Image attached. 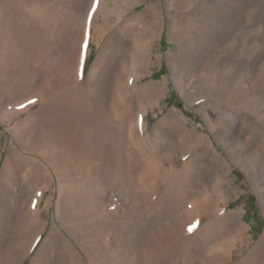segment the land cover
I'll list each match as a JSON object with an SVG mask.
<instances>
[{"label":"rangeland","instance_id":"obj_1","mask_svg":"<svg viewBox=\"0 0 264 264\" xmlns=\"http://www.w3.org/2000/svg\"><path fill=\"white\" fill-rule=\"evenodd\" d=\"M152 1L155 0H145L136 9L131 11L129 16L144 10L147 4ZM103 3L105 4L104 12L95 14L96 0H0V196L3 193L2 190L7 189L5 191L8 193L10 189L12 191L15 189V192L13 191L14 197L12 196L13 204L15 205L16 196H19V193L23 190L24 196L21 199V207L24 209L22 205L25 206V200L29 195L33 191L35 194L41 191L40 212H42L41 219L43 218V223L39 222V225L41 223L42 225H38L37 229L36 226H33V230L35 233H38L43 224L46 227V230L38 238V240L40 239L39 242H36L37 245L35 244L36 248L34 249L33 247L34 250L30 253L31 255L25 259L22 257L20 259L16 258V261L14 256L9 259V250L11 251L16 248V245L11 246L13 249L10 247L9 242L11 240H8L5 244L7 247L5 245L0 246L2 264H10L11 262H13L12 264H17L18 262L20 264H31L34 258H36L37 264H64L61 260H59L60 262L58 261L57 255L69 258L72 264H80L78 260H83L85 264H110L113 261L111 260L109 263L111 257L115 255L114 251L110 250L112 254L109 253L110 256H105L106 258L103 255V257H98L96 255L98 253L97 249L95 246H92L94 243L97 246L101 243L100 246L108 242L110 243L112 235L107 234L100 237V239H94L95 241L92 240L94 243L86 241V244L91 243L89 247L88 244L84 243L82 246L77 245L75 238L70 237L66 233L64 213L61 212L62 208H59L60 206L58 205L61 196L58 195L61 193L60 190L63 191L66 197H69L71 193H77L78 211L76 212H81L77 214L79 219L84 222H91L94 217H98L97 219L99 220L111 219V222L118 218V225L115 227L117 228L127 224L132 226L134 224L133 221L136 220L135 216H138V218L142 217V220L145 221L161 213L163 219L152 230L147 231L144 243L139 249L141 255L138 259L136 256L134 264H202L199 263L201 262L198 257L199 252L196 250L197 247L192 243L193 240L191 239H193L194 232L198 231L197 229H200L201 226L202 229L205 228L206 231L204 229L201 230L202 234H205L209 223L217 214L202 212L201 214L199 213L201 216L199 218L198 215H193L198 213H193L192 208H194L195 203L201 204L205 202L206 198L210 201L209 206L213 208V205L215 207L219 201V197L216 195L213 197L214 200L212 198L211 200L209 198L210 194H207L206 190L194 191L189 195L185 194L187 196L184 197L181 207L175 210L176 212L164 211L165 206H163L162 199L165 193L176 191L179 194L185 192V190H189L193 180V173L198 170L200 164L196 159L198 152H193L192 144L182 140L176 131L172 130V134L167 132V115L171 112H177L179 124L185 121L190 130H198L197 132L203 136V148L209 145L214 146L217 150L216 152L222 155L228 163L226 168H223V172L226 174L224 175V183L227 188V196L230 197L228 208L243 214V221L248 224L249 235H251L250 246L244 248L240 254L238 253L235 256L234 262L244 259L255 249L260 239L264 236V205L260 197L261 195H259L264 191V177L262 180L258 179L256 181L252 171L254 163L257 162L258 157H261L264 152V147L262 145H259L260 147L258 145L254 146V156H249L242 153V151L241 153L237 152V150L244 148L243 141H238L230 145L232 159L218 139V137H223L222 132L225 130L224 128L227 129L226 123L228 121H221L215 115H211L210 122H207L203 110L205 103L210 101L220 108L242 116L244 119L255 120V118H258L264 122V0H248L240 13L239 21L233 32L230 35H226L220 43L216 44L215 49L207 54V57L205 56L207 64H210L209 66L212 67L210 70L221 77L223 84L187 79L183 71L185 66L178 63L175 58H170L175 52H187L192 48L194 37L188 32L192 30L198 18L188 15V18L183 23L186 33L180 34L177 30L171 29L170 15L166 11V6H164V17L161 22L165 29H163L161 39L157 40L155 55L151 61V67L148 68L151 74L143 76L139 80V83L136 80V83L139 84L138 88L134 87V90L130 91V93L126 92L127 95L119 94V92L116 94V85L114 84L115 87L112 85V103L110 102V104L113 105L110 106L107 113L104 110V116L108 118L106 121L114 133L113 136L116 142L111 148L107 146L104 148V152L107 153L108 157L106 163H109L111 167L109 171H106V177H104L106 180L105 184L101 185V187L98 184V187L95 189L96 192H102V203L100 199L98 200V196L96 199L92 196L93 193H90L91 191L89 192L87 189L86 182L89 181L88 175L95 173V166L101 167L105 163L103 161L101 163L98 160L96 162H87L86 157L81 156L79 157L81 160L79 158L75 160V162L77 161L76 164L75 162L70 164L71 161H68L69 163L65 166L69 167L63 166L65 170L63 169L62 171L60 169V173L63 172L61 180L64 179L66 182L64 180L61 182L55 176V179H50L49 186L44 189L39 186L43 184L41 175H39V181H32L29 184L25 183L27 182V180L25 181V176H21V178L17 177L13 180L6 177L5 173L7 170L5 167L7 162L14 160L13 157L16 158V155L20 158V161L32 163L36 161L35 159L39 158L38 154L42 155L47 151L43 139L45 138L46 140L47 137L52 136L55 124H60V126L66 124L63 132H71L70 135L65 133L68 137L72 136L73 138L75 136V131H71L70 127V121L74 120V118L71 111L68 110L70 108L68 105L84 96L82 93L84 92L83 89L86 88L85 91L89 94L87 95L89 100L94 102L98 97L99 82L97 76L95 78H92V76L99 61L98 58L101 57L104 62L109 58L111 35L109 27L110 24L117 23V12L122 9L121 7H124L121 0H104ZM103 3L101 2V4ZM119 25L121 26V23ZM127 56L129 57L130 55ZM148 59L149 56L146 55L143 58V62L147 64ZM232 71L234 75H230ZM151 81L167 86V90L159 102L149 98L141 89ZM132 84L131 82L130 85L132 86ZM36 92L39 93L36 94ZM192 92H196V95H192ZM131 96L137 100L138 105L136 106L139 107V109L135 107L137 110L132 108V113L129 107ZM39 99H41V102H39ZM24 109L27 111H23ZM103 109L101 108L102 114H104ZM141 114L143 115V121L139 117ZM32 115L38 117L40 129L36 133L33 132L34 130L31 131V133H34V136L30 133V135H27L28 138H26L27 136L24 138L20 123ZM137 122L139 126L144 125L148 141L151 144L150 146L146 145L142 138L134 134V125ZM32 137H35L37 141ZM21 138L23 142L25 140L28 150L22 148V142H19ZM65 140L67 139L64 138L65 143L68 142ZM246 141L249 142L248 140ZM118 144L119 146L120 144L124 146L118 147L119 149L121 148V151H126L125 154L132 151L138 154L139 157L143 156L145 159V155H148L149 151H151L162 159V161L160 159L162 165L159 162L156 165L152 163V166H155V170L153 167V174L144 182L146 194L144 193L139 199L133 198V194L135 193L133 184L129 181L123 170L116 168V165L115 167L110 165L115 162L114 154L112 155L111 152L116 150L115 148L118 149L116 147ZM119 149L116 151L120 155H122L121 153L124 154ZM63 150L61 152L65 154V149ZM108 153L110 156H108ZM25 156L28 159L23 160ZM244 161L252 162V164H245ZM94 163L96 164L94 165ZM157 167L163 169H158ZM68 175H70L71 179ZM60 184L64 187V190ZM73 184L74 186H72ZM204 192L207 194L206 196ZM195 195L198 196L197 198L201 197L203 199L205 197V200H198ZM81 204L83 208L80 207ZM67 212L70 211L67 210ZM85 212L89 215L90 213L92 215L94 213V217L90 215L91 219L92 217L93 219L87 218V221L85 216L87 214ZM18 219L19 217L16 219L17 223L14 221L12 224L17 225L20 228H18L19 231L23 229L21 228L23 227V222L22 219ZM24 229L25 234L29 236L31 227L24 226ZM25 234L20 240L27 236ZM52 234H62L67 244L59 242L57 251L51 252L53 254L49 255L48 259L44 258V255L42 257V254L39 255V253L45 246L44 243L48 236ZM12 238L10 236L9 239ZM231 245L229 246L231 248H228L227 245L224 246L225 249L219 245V254V251L215 253L217 250L216 246V248H213L216 249L212 250L213 252H210L208 248L205 251L210 252L207 253L209 256H213L215 253L218 258L224 250L222 255L227 256L229 254L227 252L235 250L236 245L234 247ZM69 247L74 248L75 251L73 253L70 252ZM89 248L92 253L95 252L93 256L90 255L91 251ZM227 248L229 251H227ZM93 249L95 250L94 252ZM87 254H89L90 258L87 257ZM145 254H147V257H145ZM94 255L97 257L95 258ZM228 258L224 257L223 259L212 261V263L211 261L210 263L207 261L208 263L206 262V264H233Z\"/></svg>","mask_w":264,"mask_h":264},{"label":"bare ground","instance_id":"obj_2","mask_svg":"<svg viewBox=\"0 0 264 264\" xmlns=\"http://www.w3.org/2000/svg\"><path fill=\"white\" fill-rule=\"evenodd\" d=\"M103 1L104 0H96L95 11L93 10L95 12V14L98 12H100V13L104 12L105 4L103 3ZM121 1L123 3L124 7H121L122 9L119 8L120 11L117 12V17H116L117 23L116 24H110V27H109V25L106 24L109 27L110 34H111L110 35V45H109V48H110L109 58L107 60H105V62L102 61L101 57L98 58L99 61L96 64L95 72L92 76V78L93 77L95 78V76H97V79L99 82L98 97L94 100V102L89 100L87 98L88 97L87 95H89V94L87 93V91H85L86 88L85 89L82 88L84 90V92H82L84 96L82 95L83 96L82 98H80V99H78V100H76L73 103L68 105L70 107V108H68V110L71 111V114L73 115V118H74V120L70 121V127L72 129L71 131H73V132L75 131V133H74L75 136H73V138H72V136L71 137L66 136L65 133H67V135L71 134V132H69V131L65 132V133L63 132V130H64L63 128L66 124L62 125V126H60V124H58V125L55 124L53 126V130H52V134H51L52 136L51 137L46 136L47 137L46 140H45V138L44 139L42 138L44 140V145H45L47 151L44 152L42 155L38 154L39 158L35 159L36 161H34L32 163H29V162L27 163V161H20V158H18L17 155H16V158L13 157L14 160H12V161L7 160L8 162H7V165L5 167V169L7 171H6L5 175L8 179L13 180L17 177L21 178V176H25V178H26L25 181L27 180V182H25V183L29 184V182L32 183V181H34V182L39 181L40 180L39 175H41L43 178V184H41L39 186L44 189L45 187L49 186L50 179H53V180L55 179V176L57 177V179L59 178L60 181L63 182L64 179L61 180L62 179L61 175L63 172L62 173H60V172L65 167H67V166H65L67 163H69L71 161L70 164H73V162H75V160H77L80 156L86 157L87 162H89V161L96 162L98 160V162L101 163V161H103L105 163L102 162L103 164L101 165V167H98L97 165L95 166L96 168L94 167L95 173H90V174L87 173V174H89L88 175L89 181L86 182L87 183V189L89 190V192L91 191L90 193H93L92 196H94L95 199L98 196V200L100 199V202L101 203L103 202L102 192H100V191L96 192L95 189L98 187V184L100 185V187H101V185L105 184L106 180L104 179V177H106V171H109V169L111 167V166H109V163H106V160L108 157H107V153L104 152V148H106L105 146L111 148L116 142L115 138L113 136L114 133H113L112 129H110V127L106 121V120H108V118H106L104 116L105 115L104 110H106V113H107L110 106L113 105V104L112 105L110 104V102L112 101L111 100L112 85L113 86H114V84L116 85V87L114 86L115 91H117L116 94L119 92V94H123V95L126 94L127 95L126 92L130 93V91L134 90V87L138 88L139 80L141 78H143V76H146L147 74H151V71L149 72L148 70H150V69H148V68L151 67V64H152L151 61L153 60V56L155 55V51L157 48V40L161 39V36L163 34V29H165L164 25L161 22V21H163V17H164V15H163L164 14L163 13L164 6H166V11L170 15L169 19H170L171 24H172L171 29L177 30L178 33H180V34L186 33V29H185V27H183V23L188 18V15H192L195 18H198L197 23L195 25H193L192 30L190 32H188V33H190V35L192 34L194 37L193 38L194 44L192 45V48L190 50H188L187 52H185V51L184 52L183 51L182 52L181 51L175 52L174 55H172L170 58L171 59L175 58L178 63H180L181 65L183 64L185 66L183 71L185 72L187 79L190 78V79H193V80H196L199 82L201 81V82H207V83H216V84L222 83L221 77L218 76V74L212 72V70H210V68L212 69V67L209 66L210 64L209 65L207 64L205 56L207 54H209L213 49H215L216 44L220 43V41H222V39L226 35H230L233 32L236 24L239 21L238 19H239L240 13H241L243 7H245L248 0H202V1H200V0H155V1L148 3L144 10H142L140 12H136L130 16H129V13L131 11H133L134 9H136L137 6L139 4H141L142 2H144L145 0H121ZM101 2L103 4H101ZM114 11H116V10H114ZM111 12H112V10H111ZM120 23H121V26L119 25ZM127 55H130V56L128 57ZM146 55L149 56L147 64L145 62H143V58H145ZM208 57H210V56H208ZM77 59H79V58H77ZM77 74H79V73L77 72ZM228 74H230V73H228ZM230 75H234V72L232 71V73ZM80 76H81V74H80ZM123 77H125V78L123 79ZM136 80H138V83H136ZM131 82L133 83L132 86L130 85ZM143 88H141V89H142V91H144V94H146L149 98H151L152 100H155L157 102H159V100L163 97V94L167 90L166 85H159L155 81H151V82L147 83L145 87L143 86ZM88 90H89V88H88ZM39 92H40V90H39ZM39 92H36V94ZM48 92H49V90H48ZM89 93H91V92H89ZM191 94L196 95V92H192ZM131 95H133V94L131 93ZM34 96H35V94H34ZM134 98H135V96H134ZM39 100H40L39 102H41V99H39ZM136 105H138L137 100L133 99V97L130 98L129 107L131 108L130 109L131 113H132L133 109L137 110L136 108L138 106H136ZM101 108H104L102 110L104 112V114H102ZM138 109H139V107H138ZM23 111H27V110L24 109ZM203 111H204V116H205L207 122H210L211 115H215L221 121H223V120L228 121L226 123L227 129L224 128L225 130H223V132H222L223 137L222 138L218 137V139H219L221 145L228 151V155L232 159H233V157L230 153V145L234 144L238 141H243L244 148H242V150H237V152L241 153V151H242V153H245L249 156L250 155L254 156V152H253L254 146L258 145V147H260L259 145H262L264 147V130H263L264 129V122L261 119H258V118H255V120L244 119L242 116L235 114L233 112H230L229 110L227 111L223 108H220L210 101L205 103ZM35 113H37V112H35ZM142 116H143L142 114L139 115V117L143 121ZM177 116H178L177 112H171L167 115V124H168L167 125L168 126L167 132L172 134L173 131H176V133H178L181 136L182 140H184L187 143L189 142L190 144H192L193 152L194 151L198 152L196 159L200 162V164H199L198 170H196L193 173V176H192L193 180L191 182L190 189L185 190L186 193L181 192L178 194V192H176V191L175 192L172 191L170 193H165L164 198L162 199L163 206H165L164 211L176 212L175 210H177L179 207H181V204H182L184 197L187 196V195L185 196V194L189 195L190 193H192L194 191L206 190L207 194H210V196H209L210 199L211 198L213 199V197L217 195L219 197V201L217 202L215 207L213 204H212L213 208H212V206H209L210 201L208 198H206L207 202L205 201V202H202L201 204L195 203L194 208H192L193 213L194 212L198 213V214H193V215H198L199 218H201L200 214L202 212H210L213 214L214 213L217 214L216 217H213L211 222L208 221L210 223H209V227L207 229V232L205 234H202L203 232L201 230H203V229L205 230V228L202 229V226H201L200 229H197L198 231L194 232L195 234H193V239H191V240H193L192 243L195 244V246L197 247V249L196 248L195 249L198 250V252H199L198 257L200 258V261H201L199 263L206 264L207 261H209V263L211 261V263H212V261H215L218 259H223L224 257H226V258L229 257L228 260L230 259L229 261H231V263L233 262V264H264V236L260 239L257 246L255 247L254 250H252L250 252V254H248L244 259L234 262L235 256L238 253L240 254V252H243L244 248L250 246L251 235H249L248 224H246L243 221V214L241 212H238V211H235V210L228 208L229 202H230V197L227 196V188H226L225 183H224V181H225L224 175H226V174H224V172H223L224 171L223 168L224 167L226 168L228 163L222 155H220L216 152L217 150L214 146L209 145V146H206L205 148H203V140H202L203 136L197 132L198 130H195V129L190 130L188 124L185 121H183L182 124H179L178 123L179 118L177 119ZM38 117H36L35 115L34 116L32 115L30 118H27L28 120L26 119L20 123L24 138L28 134L30 135L32 130H34L33 132L36 133L40 129L39 128L40 122L38 123V121H39ZM139 117H137V118H139ZM43 122H42V124H44ZM142 126H139V123L137 122L134 125V134L136 136H139L140 138H142L144 143L146 145L150 146L151 144L148 141V136H147V133L145 132L144 125H142ZM118 129H117V131H118ZM46 133H47V130H46ZM33 134L34 133H31L32 136H34ZM35 137H37V136H35ZM35 137H32V138L37 141V139ZM119 137H120V135H119ZM26 138H28V136ZM64 138H66L67 140H65V141H68V142L65 143ZM40 139H41V137H40ZM246 140H248L249 142H247ZM19 142L20 143L22 142V148L28 150V147L25 144L26 143L25 140L23 142L22 138H21L19 140ZM27 142H28V140H27ZM121 144H120V146H122ZM43 146H41V147H43ZM118 146H119V144L116 147H118ZM119 147H118V149H119ZM122 147H124V146H122ZM63 149H65V152H66L65 154H63L64 152H61V151H64ZM115 149L118 150L117 148H115ZM116 150L112 151L110 149V151H112L111 154L112 155L114 154V158H115L114 164H110V165H113L114 167L116 165V168H120L123 170L124 174L127 176L129 181H131V183L133 184V188L135 191V193L133 194V198L139 199V198H141V196L144 193L146 194L144 182H146L147 178L151 174H153V172H152L153 167L155 170V166H152V163H154L153 165H156L159 162V164L162 165V163H160L161 157H158L157 155H154L153 152L149 151L148 155H145L146 157L144 159L143 156L139 157L138 154H135L132 151L127 152L125 154L126 151L124 152V150H122L124 152V154L121 153L122 155H120L119 152H117ZM44 151H45V149H44ZM255 154H257V153H255ZM108 156H110L109 153H108ZM255 157H256V155H255ZM24 159H28V158L25 156L23 158V160ZM79 159L81 160V158H79ZM161 161H162V159H161ZM76 162H75V164H76ZM244 162H245V164H248V165L252 164V162H249V161H244ZM95 164L96 163H94V165ZM61 166L62 167L65 166V167L62 168ZM161 167H159V168L157 167V168L163 169ZM60 169H61V171H60ZM75 170H77V169H75ZM252 171H253V174H254L256 181L258 179L262 180V178L264 177V152L262 153L261 157H258L257 162L254 163V167H253ZM114 173H116V172H114ZM225 173H226V171H225ZM65 174H67V173H65ZM76 175H77V173H76ZM68 176L70 178V175H68ZM23 178H22V180H23ZM72 179H74V178H72ZM73 181H71V182H73ZM85 181H86V179H85ZM85 181H84V185H85ZM68 182H69V180H68ZM23 183H21V184H23ZM72 186H74V184ZM61 187H62V185H61ZM69 187H71V186L69 185ZM62 188L64 190V187H62ZM24 189H25V187H24ZM66 189H67V187H66ZM71 189H72V187H71ZM260 189H262V188H260ZM5 190L7 191V189H5ZM67 190L69 191V189H67ZM4 191L2 190L3 193L0 196L1 197V199H0V246L2 247V245H5L8 242V240H11L9 242L10 247L11 246L13 247L14 245H16L15 246L16 248L14 250H11V251L9 250V252H10V256L8 254L9 259H11V257H13V256L15 257V260H16V258L20 259L21 257L23 259H25L31 255L30 253H32V250H34L36 248V245L40 240V239L38 240L39 236L43 233V231L46 230V227L44 224L42 227H40L41 229L38 228V229H40V230H38V233H35V231L33 230V226H36V229H37L39 222H42V219H43V218L41 219L42 212H40L41 191H39L36 194L33 191L34 194L32 192L29 195V197L25 200V206L22 205L24 209H22V207H21V199L24 196L23 190H21V192L19 193V196L15 195L16 196V204L15 205L13 204V198H12V196L14 195L13 191L11 189H10V191H8V193H6V191L5 192ZM147 191H149V190H147ZM26 192H27V190H26ZM60 192L61 193L58 194V195H61L60 198L58 196V198H59V202H58L59 204L58 205L60 206L59 208H62L61 212L64 213V215L63 214L62 215L64 216L66 233L68 235H70V237L75 238V240L77 241V245H81V246L83 245V243L86 244L85 243L86 241L87 242H90L92 240L95 241L94 239H100V237L107 235V234L112 235L110 243L109 242L105 243L102 246H100L102 244L101 242H100L101 244L97 246V245H94L95 243L92 241V243H94L92 246H95V248L97 249L98 253L96 255L98 257L102 256V255L104 256V258H106L105 256H110L109 255V253H111L110 250L112 252L113 251L115 252V255L113 254L114 256L111 257V259L109 261V263H110L111 260H113L110 264H112L113 262H114L113 264H134L135 263L134 260H136V256L138 259L139 256L141 255V252L139 249L142 247V245L144 243V237H145L147 231L152 230L154 228V226H156L163 219V215L161 213L156 214V216H154V217L152 216L153 217L152 219L145 220V221L142 220V217L138 218V216H135L136 220L134 219L135 221H133L134 224L132 226H130V224H127L123 227L119 226L120 228L119 227L115 228L116 225H118V218H116V219L113 218L114 220L112 219L113 220L112 222L110 221L111 219L110 220L109 219L99 220V219H97L98 217L96 218L93 216L94 213L92 212L93 215L91 213H90V215H92L94 217V219L92 217L93 221H91V222L85 221L84 222L83 220L81 221L79 219L78 214H77V213H81V212H76V211H78L77 210V208H78L77 201L78 200L76 198L77 193H73V194L71 193L69 197L67 196L68 197L67 198L65 196V194H63L62 190H60ZM77 192H78V190H77ZM258 193H259V191H258ZM207 194L205 193V196ZM259 195H261L260 197H261L262 203L264 205V191ZM197 197L198 196H196V198ZM149 198H151V197H149ZM152 198H153V196H152ZM200 198H197V199L202 201L205 197H203V199L202 198L200 199ZM98 200H97V202H98ZM92 203H93V200H92ZM80 207L83 208L82 204L80 205ZM89 207H91V206L89 205ZM94 207H96L98 209L100 207V204H99V207H97V206H94ZM157 207H158V205H157ZM192 207H193V204H192ZM66 209L70 212H67ZM181 209H183V208H181ZM14 210H15V212H14ZM90 215L89 214L85 215L86 219L87 218L91 219ZM202 215L204 216V214H202ZM17 217H19L18 220L22 219V222H23V224H22L23 227H21L23 229L19 230V231H18L19 227L17 225L12 224L14 221H15V223H17L16 222ZM87 221H88V219H87ZM42 223H41V225H42ZM41 225H39V226H41ZM24 226H26V227L30 226L31 227L29 236L27 234H25ZM24 234H25V236L26 235L27 236L25 238L23 237V239L20 240V238ZM61 235L52 234V235L48 236V238L46 239V241L44 243L45 246L43 247V249L41 250L39 255L42 254V257L44 255L45 256L44 258L49 259V255L53 254V253L51 254V252L57 251L59 242L61 244L64 243L66 245L67 241H66L65 237L63 235L62 236ZM10 236H11V238L13 236V238L9 239ZM164 240H166V239L164 238ZM231 243H233L232 244L233 247L235 245H236V247H235V250L229 251L228 248H231V247H229L231 245ZM228 244H230V245H228ZM88 245L90 247L91 243ZM219 245L223 246L222 248H224V249H225L224 246H226V245L228 246V248H227L228 250L227 249L226 250L229 252L225 251V252L229 253L227 256L222 255L224 253V250H223L222 254L219 255L217 258L215 253H217L219 251L218 250ZM215 246L217 247V250L213 249V248H216ZM33 247H34V249H33ZM153 248H151V249L153 250ZM207 248L210 250V252H213L212 250H216L214 253V255L216 257L214 255L209 256L207 253H210V252L205 251V249H207ZM89 250H90V248H89ZM69 251L73 253L75 250H74V248L72 249L69 247ZM94 251L95 250L93 249V252ZM36 252H37V250H36ZM219 253H220V251L218 252V254ZM61 254H62V252H61ZM89 254H87L88 258H90ZM93 254H95V252L92 253V251H91L90 255L93 256ZM146 255L147 254H145V257H147ZM189 255H190V252H189ZM97 256H95V258ZM57 257H58V261L61 260L64 264H72L71 263L72 261H70L69 258H67V257L61 256V255H57ZM95 258H93V259H95ZM148 261H150V260L148 259ZM78 262H80V264H85V262H83V260L82 261L78 260ZM219 262H220V260H219ZM221 262H223V261L221 260ZM0 263L2 264L1 259H0ZM12 263L13 262H11L10 264H12ZM17 264H20V263L18 262ZM31 264H37L36 258L32 259Z\"/></svg>","mask_w":264,"mask_h":264}]
</instances>
